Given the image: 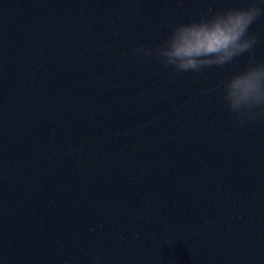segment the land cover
I'll list each match as a JSON object with an SVG mask.
<instances>
[{
  "label": "water",
  "instance_id": "water-1",
  "mask_svg": "<svg viewBox=\"0 0 264 264\" xmlns=\"http://www.w3.org/2000/svg\"><path fill=\"white\" fill-rule=\"evenodd\" d=\"M249 0H0V264H264V118L154 47ZM264 2V0H262Z\"/></svg>",
  "mask_w": 264,
  "mask_h": 264
},
{
  "label": "clouds",
  "instance_id": "clouds-1",
  "mask_svg": "<svg viewBox=\"0 0 264 264\" xmlns=\"http://www.w3.org/2000/svg\"><path fill=\"white\" fill-rule=\"evenodd\" d=\"M264 16V2L249 0L247 6L222 10L175 25L162 43L151 48L134 47L131 52L154 56L176 72H201L204 68L232 63L257 43L250 26ZM228 110L238 122L264 118V61L250 60L240 72L218 86Z\"/></svg>",
  "mask_w": 264,
  "mask_h": 264
}]
</instances>
